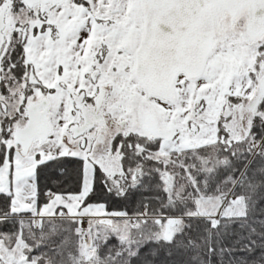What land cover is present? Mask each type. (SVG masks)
<instances>
[{"label": "snow or ice", "instance_id": "snow-or-ice-1", "mask_svg": "<svg viewBox=\"0 0 264 264\" xmlns=\"http://www.w3.org/2000/svg\"><path fill=\"white\" fill-rule=\"evenodd\" d=\"M0 264H264V0H0Z\"/></svg>", "mask_w": 264, "mask_h": 264}]
</instances>
